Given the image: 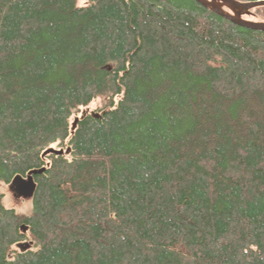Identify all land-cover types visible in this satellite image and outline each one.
<instances>
[{
    "label": "trees",
    "instance_id": "obj_1",
    "mask_svg": "<svg viewBox=\"0 0 264 264\" xmlns=\"http://www.w3.org/2000/svg\"><path fill=\"white\" fill-rule=\"evenodd\" d=\"M27 175L0 264H264V30L196 0H0V184Z\"/></svg>",
    "mask_w": 264,
    "mask_h": 264
},
{
    "label": "water",
    "instance_id": "obj_2",
    "mask_svg": "<svg viewBox=\"0 0 264 264\" xmlns=\"http://www.w3.org/2000/svg\"><path fill=\"white\" fill-rule=\"evenodd\" d=\"M203 6L211 9L215 13L229 19L231 22L247 27L254 30H264V21H251L245 19L243 15H250L252 13V9L264 6V0H255V1H240V0H196ZM69 148H67V151ZM48 152L54 153H63V150H55L53 148H49ZM9 188L13 191L15 196L20 197H31L35 190V183L31 175H27V177L16 176L13 178L11 183L9 184ZM23 230H26L25 226H21ZM28 243H21L19 247L21 249H26L28 247Z\"/></svg>",
    "mask_w": 264,
    "mask_h": 264
},
{
    "label": "rangeland",
    "instance_id": "obj_3",
    "mask_svg": "<svg viewBox=\"0 0 264 264\" xmlns=\"http://www.w3.org/2000/svg\"><path fill=\"white\" fill-rule=\"evenodd\" d=\"M245 19L251 20V21H264V17H262L259 13L253 10V16H246L244 17ZM101 100L96 98L91 104H89L88 107L83 108L84 110H94L97 105H100ZM75 113L72 114L70 122L73 123L75 120ZM0 190L3 192L4 197H3V202L5 206L9 208H14L18 212L22 213H27L29 212L31 208V200L29 197H20V196H15L12 190H10L8 185L5 184H0Z\"/></svg>",
    "mask_w": 264,
    "mask_h": 264
},
{
    "label": "flooded vegetation",
    "instance_id": "obj_4",
    "mask_svg": "<svg viewBox=\"0 0 264 264\" xmlns=\"http://www.w3.org/2000/svg\"><path fill=\"white\" fill-rule=\"evenodd\" d=\"M246 16H253V10H252V13L250 15H246ZM243 17H245V15H243ZM255 21V20H254Z\"/></svg>",
    "mask_w": 264,
    "mask_h": 264
},
{
    "label": "bare ground",
    "instance_id": "obj_5",
    "mask_svg": "<svg viewBox=\"0 0 264 264\" xmlns=\"http://www.w3.org/2000/svg\"><path fill=\"white\" fill-rule=\"evenodd\" d=\"M32 195H33V194H32ZM29 198H31V197H29ZM24 243H28V242H24ZM28 245L30 246V244H29V243H28ZM29 246H28V247H29Z\"/></svg>",
    "mask_w": 264,
    "mask_h": 264
}]
</instances>
